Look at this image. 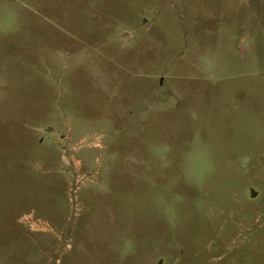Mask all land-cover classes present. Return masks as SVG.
<instances>
[{
	"label": "rangeland",
	"instance_id": "374dc122",
	"mask_svg": "<svg viewBox=\"0 0 264 264\" xmlns=\"http://www.w3.org/2000/svg\"><path fill=\"white\" fill-rule=\"evenodd\" d=\"M0 264H264V0H0Z\"/></svg>",
	"mask_w": 264,
	"mask_h": 264
},
{
	"label": "clouds",
	"instance_id": "9594fccd",
	"mask_svg": "<svg viewBox=\"0 0 264 264\" xmlns=\"http://www.w3.org/2000/svg\"><path fill=\"white\" fill-rule=\"evenodd\" d=\"M172 148L170 145L164 144H150L148 152L159 161V168L165 170L169 168L172 161L169 159V154ZM242 164L248 163V158H242ZM214 170V161L211 154V149L205 144L197 132L188 151L184 154V160L181 165L184 181L189 186L198 185L206 173ZM171 190V189H165ZM186 199L181 194L175 193L171 199H168L163 194L157 195L155 198V205L157 209L164 215L168 223L175 227L179 219L178 206ZM113 250L121 261L126 259L129 255L135 252V240L130 236L123 237L118 245H113Z\"/></svg>",
	"mask_w": 264,
	"mask_h": 264
},
{
	"label": "water",
	"instance_id": "95a60500",
	"mask_svg": "<svg viewBox=\"0 0 264 264\" xmlns=\"http://www.w3.org/2000/svg\"><path fill=\"white\" fill-rule=\"evenodd\" d=\"M257 196V193H255L254 191H252V197L255 198Z\"/></svg>",
	"mask_w": 264,
	"mask_h": 264
}]
</instances>
